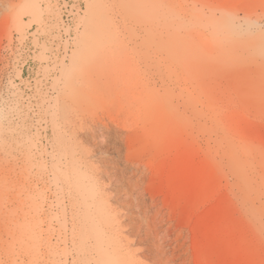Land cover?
<instances>
[{
  "label": "rangeland",
  "instance_id": "obj_1",
  "mask_svg": "<svg viewBox=\"0 0 264 264\" xmlns=\"http://www.w3.org/2000/svg\"><path fill=\"white\" fill-rule=\"evenodd\" d=\"M0 264H264V0H0Z\"/></svg>",
  "mask_w": 264,
  "mask_h": 264
}]
</instances>
